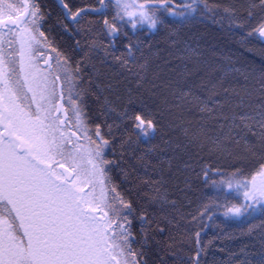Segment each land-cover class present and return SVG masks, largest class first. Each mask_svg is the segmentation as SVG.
Wrapping results in <instances>:
<instances>
[{
    "label": "snow or ice",
    "instance_id": "obj_1",
    "mask_svg": "<svg viewBox=\"0 0 264 264\" xmlns=\"http://www.w3.org/2000/svg\"><path fill=\"white\" fill-rule=\"evenodd\" d=\"M98 2L100 9L73 10L74 5L61 4L64 30L75 36L83 34L84 39L83 45L77 39L63 53L48 47L47 20L35 0H0V264H148L142 258L145 245L134 248L137 236L153 224L154 231H167L163 226L168 222L166 216L158 217L141 205L134 207L126 198L116 149L118 145L122 159L133 143H148L171 128L164 123L165 112L184 107L191 89L185 91L179 80L169 81L160 86L167 93L161 99L155 85L151 91L141 92L138 84L135 91L128 88L115 99H102L105 89L97 83L99 75L94 79L84 73L101 52L127 67L139 46L129 27L154 29L163 23L160 11L174 15L173 6L169 0H115L116 14L111 20L104 16L83 29L75 27L85 15H103L105 0ZM258 7L262 15L255 32L264 38V0H259ZM106 90L111 92V86ZM260 91L264 93V78ZM223 92L226 97L230 94L227 88ZM244 95L250 96L251 90L244 89ZM216 103L223 107L219 100ZM197 104L210 119L236 121L222 112L213 115L215 110L207 101L197 98ZM238 118L257 137L250 153L258 152L260 160L247 173L235 166L231 173L203 170L205 178L209 171L220 175L219 180L211 181L214 187H223L242 199L233 201L225 193L221 203L220 196L209 197L193 223L204 217L211 220L217 212L239 218L257 206L264 210V103ZM251 121L256 123H248ZM209 127L201 123L186 129L188 145L219 152L220 141ZM256 127L259 133L253 131ZM199 236L197 232V244ZM202 251L197 248L196 255L189 258L192 264H200ZM160 264H164L162 257ZM256 264H264V253Z\"/></svg>",
    "mask_w": 264,
    "mask_h": 264
},
{
    "label": "trees",
    "instance_id": "obj_2",
    "mask_svg": "<svg viewBox=\"0 0 264 264\" xmlns=\"http://www.w3.org/2000/svg\"><path fill=\"white\" fill-rule=\"evenodd\" d=\"M35 2L47 20L44 30L48 41L63 53L69 52L77 39L83 45L84 39L83 34L75 36L64 30L61 4L74 5L73 10L101 8L98 0ZM169 3L175 14L161 10L163 23L156 28L149 30L143 25L133 30L129 27L130 36L134 42L139 41V46L127 67L101 52L84 73L94 79L99 75L97 83L105 89L102 99L105 96L115 99L116 94L123 95L128 88L135 91L138 84L141 92H149L155 85L156 95L161 99L167 93L160 86L169 81L179 80L185 91L191 89L184 107L165 112L164 123L171 128H165L148 143H133L122 159L117 145L115 158L121 161L126 198L134 202V207L141 205L154 210L156 216H166L168 221L163 223L167 228L163 234L154 231L153 224L138 235L134 248L139 250L145 245L146 255L142 258L148 264H160L161 257L164 264H181V260L192 264L189 258L196 255L197 248L203 249L200 264H256L264 253V210L259 206L239 218H226L220 212L211 220L204 217L202 222L197 219L193 223V218L203 211L202 203L214 195L220 196L221 203L225 193L233 201L242 199L223 187H214L211 181L219 180L220 175L209 171L205 178L203 170L212 168L231 173L235 166L247 173L260 160L258 152L250 153V145L257 142V137L238 118L240 113L264 103V93L260 91L264 78V41L255 32L262 15L259 0H169ZM252 4L257 7L252 8ZM102 12L103 15L83 16L75 27L83 29L89 22L102 21L104 16L111 20L116 14L115 0H105ZM75 59H80L79 55ZM109 86L111 92L106 90ZM223 88L229 89V96L224 95ZM246 88L251 90L250 96L244 95ZM197 98L207 101L208 107L215 110L213 115L222 112L236 117L235 123L210 119L207 113L199 111ZM217 100L223 107L217 106ZM201 123L209 125L208 131L220 141L219 152L210 153L207 147L201 150L188 145L185 130L198 128ZM253 131L259 133V128ZM133 149H138L135 155H132ZM136 230L139 232L138 223Z\"/></svg>",
    "mask_w": 264,
    "mask_h": 264
},
{
    "label": "flooded vegetation",
    "instance_id": "obj_3",
    "mask_svg": "<svg viewBox=\"0 0 264 264\" xmlns=\"http://www.w3.org/2000/svg\"><path fill=\"white\" fill-rule=\"evenodd\" d=\"M14 1V3H19L20 2V0H13ZM54 45H53V43L51 42V41H49V44H48V47H53ZM54 48V47H53ZM49 53L48 52H46V55H48Z\"/></svg>",
    "mask_w": 264,
    "mask_h": 264
},
{
    "label": "rangeland",
    "instance_id": "obj_4",
    "mask_svg": "<svg viewBox=\"0 0 264 264\" xmlns=\"http://www.w3.org/2000/svg\"><path fill=\"white\" fill-rule=\"evenodd\" d=\"M9 3H14L13 0H8ZM137 3H140L139 1L136 0Z\"/></svg>",
    "mask_w": 264,
    "mask_h": 264
},
{
    "label": "water",
    "instance_id": "obj_5",
    "mask_svg": "<svg viewBox=\"0 0 264 264\" xmlns=\"http://www.w3.org/2000/svg\"><path fill=\"white\" fill-rule=\"evenodd\" d=\"M263 39V41H264V38H262Z\"/></svg>",
    "mask_w": 264,
    "mask_h": 264
}]
</instances>
